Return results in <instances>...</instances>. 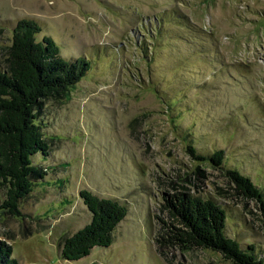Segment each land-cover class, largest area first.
<instances>
[{"label": "rangeland", "instance_id": "374dc122", "mask_svg": "<svg viewBox=\"0 0 264 264\" xmlns=\"http://www.w3.org/2000/svg\"><path fill=\"white\" fill-rule=\"evenodd\" d=\"M23 19L91 66L65 96L41 101L50 143L34 158L42 177L20 200L21 216L0 209V242L19 264H234L157 241L162 220L172 222L166 198L180 193L214 198L227 234L264 261L260 203L187 149L224 150V165L264 193V0H0L2 68ZM85 189L119 199L128 215L110 247L68 261L61 241L91 219Z\"/></svg>", "mask_w": 264, "mask_h": 264}, {"label": "trees", "instance_id": "16d2710c", "mask_svg": "<svg viewBox=\"0 0 264 264\" xmlns=\"http://www.w3.org/2000/svg\"><path fill=\"white\" fill-rule=\"evenodd\" d=\"M41 31L38 22L20 20L7 48L5 68L0 66V209L12 215H22L20 200L32 192L36 175L42 177L35 156L50 153V143L37 122L41 101L65 96L91 66L87 59L62 56L53 37L38 39ZM187 149L195 160L223 169L237 192L256 199L264 213V193L249 176L224 165V150L209 155L197 153L191 145ZM80 197L91 219L61 241L60 255L68 261L89 256L95 247H110L114 231L128 215L127 205L117 198L102 197L88 189L80 191ZM166 199L163 206L172 222L162 220L163 233L157 238L160 244L216 251L234 264H264L253 253L254 245L244 248L227 234V210L214 198L180 193ZM0 264H19L13 247L5 242H0Z\"/></svg>", "mask_w": 264, "mask_h": 264}]
</instances>
